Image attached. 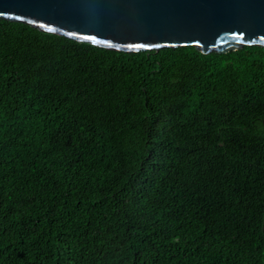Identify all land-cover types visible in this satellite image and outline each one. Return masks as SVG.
<instances>
[{"label": "trees", "instance_id": "obj_1", "mask_svg": "<svg viewBox=\"0 0 264 264\" xmlns=\"http://www.w3.org/2000/svg\"><path fill=\"white\" fill-rule=\"evenodd\" d=\"M0 264H264V47L0 18Z\"/></svg>", "mask_w": 264, "mask_h": 264}, {"label": "water", "instance_id": "obj_2", "mask_svg": "<svg viewBox=\"0 0 264 264\" xmlns=\"http://www.w3.org/2000/svg\"><path fill=\"white\" fill-rule=\"evenodd\" d=\"M0 18L107 49L264 47V0H0Z\"/></svg>", "mask_w": 264, "mask_h": 264}, {"label": "snow or ice", "instance_id": "obj_3", "mask_svg": "<svg viewBox=\"0 0 264 264\" xmlns=\"http://www.w3.org/2000/svg\"><path fill=\"white\" fill-rule=\"evenodd\" d=\"M3 14V11L2 10H0V15H2Z\"/></svg>", "mask_w": 264, "mask_h": 264}]
</instances>
